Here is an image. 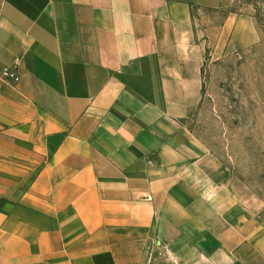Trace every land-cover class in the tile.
Segmentation results:
<instances>
[{
  "label": "crops",
  "instance_id": "1",
  "mask_svg": "<svg viewBox=\"0 0 264 264\" xmlns=\"http://www.w3.org/2000/svg\"><path fill=\"white\" fill-rule=\"evenodd\" d=\"M0 0V264H264V216L185 124L249 2ZM16 66L18 83L5 79Z\"/></svg>",
  "mask_w": 264,
  "mask_h": 264
},
{
  "label": "rangeland",
  "instance_id": "2",
  "mask_svg": "<svg viewBox=\"0 0 264 264\" xmlns=\"http://www.w3.org/2000/svg\"><path fill=\"white\" fill-rule=\"evenodd\" d=\"M255 8L264 34V0H230ZM203 100L185 124L202 150L217 157L241 188V199L264 216V39L247 50L209 52Z\"/></svg>",
  "mask_w": 264,
  "mask_h": 264
},
{
  "label": "built area",
  "instance_id": "3",
  "mask_svg": "<svg viewBox=\"0 0 264 264\" xmlns=\"http://www.w3.org/2000/svg\"><path fill=\"white\" fill-rule=\"evenodd\" d=\"M2 76L15 83H18L21 79L16 66L6 68ZM143 264H182V262L174 253L172 254L167 244L154 241L145 249Z\"/></svg>",
  "mask_w": 264,
  "mask_h": 264
}]
</instances>
